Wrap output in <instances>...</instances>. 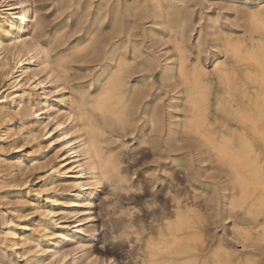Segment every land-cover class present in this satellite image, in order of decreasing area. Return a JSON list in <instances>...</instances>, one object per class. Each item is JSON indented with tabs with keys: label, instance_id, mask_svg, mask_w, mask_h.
Wrapping results in <instances>:
<instances>
[{
	"label": "bare ground",
	"instance_id": "6f19581e",
	"mask_svg": "<svg viewBox=\"0 0 264 264\" xmlns=\"http://www.w3.org/2000/svg\"><path fill=\"white\" fill-rule=\"evenodd\" d=\"M256 1L246 15L239 8H232L234 24L241 26L240 33L223 28L217 19L210 20V35L214 37L212 41H220L217 46L222 49V57L213 53L208 69L199 62V56L209 50L199 36L194 42L196 60L187 66L192 24L182 10L189 0H65L64 7L70 13L87 21L78 37H72L62 28L44 31L38 9L29 0H0V82H5L0 86L3 87L0 90V184L17 189V200L30 195L28 177L20 176L40 167L35 156L24 169L22 160L12 158L22 150L11 144L14 135L36 138L34 129L23 131L26 121L22 112L26 107L32 111L35 103L30 89L43 91L47 78L53 81L56 73L60 81L58 90L65 96L68 90L61 85L68 75V63L76 57L91 56L89 62L93 68L92 78L78 88V95L65 101L67 109L61 117L58 113L45 114L49 106L46 95L39 112L44 117L45 129L52 121L58 131L55 141L59 142L58 152H61L59 166H50L47 179L54 172L65 174L75 188L69 193L74 197L69 202L71 211L61 210L74 215V230L68 235L65 228L68 225L61 222L55 223V230H50L49 221L54 220L56 208L34 202L30 211L25 212L18 203L11 211L12 216L2 211L3 258H8L7 252H16L22 259L20 264H55L69 255L62 250V242H69L74 251L85 247L95 237L89 234L95 230L93 214L89 213L92 198L97 190L106 187L108 196L100 202L106 235L118 238L111 242L114 248L125 245L131 249L135 244L140 251L128 264H264V0ZM132 18L149 19L150 35L156 38L163 36L166 29L176 62H170V57L162 62L151 56L144 45V29L136 28ZM197 31L201 32L199 28ZM140 36V40L135 39ZM155 70H159L157 85ZM39 71H45L46 78H41ZM175 76L184 86L183 94L174 91L176 94L168 103V88L164 85ZM5 91L8 93L2 94ZM179 99L182 114L174 128L169 116L175 115L169 107L179 108ZM17 116L19 124L15 130L12 122ZM69 119L71 123L67 126L65 122ZM142 119L140 139L145 149L168 152L185 148L183 169L187 180L184 189L168 184L164 191L167 205L161 209L160 221H155L152 230L145 234L135 225L134 207L128 203L120 210L108 207L112 200L109 195L132 199L139 192L109 142L110 137L124 134L134 121ZM44 134L48 138L51 131ZM4 144L11 148L8 157L3 154ZM198 151L206 154L204 160L209 159L213 168L223 173V187L219 186V180L199 177L196 180L190 176L189 163ZM5 173L13 176L4 179ZM46 181L38 189L37 197L44 191L55 190L57 184ZM89 184L94 189L85 192ZM83 193L85 200L79 199ZM215 197H223V204L219 200L210 204ZM45 199L47 203L60 202L49 195ZM221 205L225 208L223 214L219 212ZM36 214L40 220L35 226L24 222L34 221L32 215ZM121 216L129 217L121 220ZM117 219L122 221L124 229L114 235L111 227ZM219 224L223 229L218 232ZM25 230L31 233L22 235ZM35 231L40 239L35 237ZM42 241L49 246H42ZM85 260L90 264L108 261L93 252ZM12 261L6 264H15Z\"/></svg>",
	"mask_w": 264,
	"mask_h": 264
},
{
	"label": "rangeland",
	"instance_id": "374dc122",
	"mask_svg": "<svg viewBox=\"0 0 264 264\" xmlns=\"http://www.w3.org/2000/svg\"><path fill=\"white\" fill-rule=\"evenodd\" d=\"M64 1L65 0H29V3L31 2L32 6L37 7L38 14L42 20L44 31H49L53 28H62L65 29L72 37L81 36L82 30L85 28L87 21L83 18L79 19L78 16H74L75 14H72V12L70 13L69 8L64 7ZM256 2V0H189L188 6H186L182 10V13L185 15L186 19L192 24V30L190 32L191 35L189 36L190 41L188 43V50H190V55L188 58L187 66L190 67L196 60L195 54L197 49L195 48L194 42L195 39L199 36L200 39L203 40L206 48L209 49L208 52L202 53L199 56V62L206 68L211 69L213 53H217L218 57H222V53L220 52L222 49L217 46L220 43L219 40L212 41L214 37L210 35L212 31L208 26L210 24V20L217 19L223 25V28L228 30L233 29L235 31L238 30L237 32L240 33L242 32L241 26H236L234 24V19L232 18L234 16L233 7L239 8L240 12L246 15V11H248L250 8L255 7ZM132 22L133 25L136 26V28L140 29V27H143L145 39L144 45L147 47V50L149 51V54L151 56L154 55L162 62L166 57H170V62H176V52L173 49L172 42L168 39V32L166 29H163L162 31L164 33L163 36L156 38L155 36L150 35L149 27L151 26V22L149 19L137 20V18H132ZM27 23H29V21ZM193 27L195 28L193 29ZM198 28L201 31L200 33L197 31ZM140 38L141 36L136 37L135 39L140 40ZM39 40L42 43H45L43 37H39ZM214 44L216 46L214 48H211L210 46ZM91 58V56L76 57L68 63V75L66 77L67 82L66 80H64L65 82H62L61 85L68 90L67 95H62V91L58 90L60 86L57 85L60 83V81L56 79V73L53 76V81L51 77L47 78L43 91L39 90V92L35 88L30 89V96L35 97V103L32 107V111H37L35 113H31L32 111H30L26 107V110L22 112V116H24L26 121L23 131L25 132L26 130L34 129L36 138H26V140L22 135H14V139L11 144L14 146H20L22 150L15 153L12 158L14 160H22L21 168L24 169L29 160L35 156L38 160V163H40V167L37 166L33 169H29L22 176H20V178H24L25 176L28 177V181L30 182V195L22 196L20 200L16 199L17 189L15 190L14 188L7 186L6 184H0V230L3 226L2 211H6L7 214L12 216L11 211L16 208V205L18 203H21L25 208V212H29L31 205L34 202H40L45 207L57 209L54 220L49 221V227L51 231L56 229L55 223L58 222H61L66 226L68 225V227H65L69 230L68 235H71L72 230H74V227H72L74 224L73 220H75L74 215L72 213L71 215H67L61 210H64V212L71 211L72 206L69 202L74 197L72 195L70 196L69 193H71V191H74L75 188L68 183V178L65 174L58 175L56 172H54L47 179V175H49L51 172L50 166H59L58 162L61 157V152H58L59 142L55 141L58 131L54 129V126H52V121L48 124L47 129H45L44 117L42 115H39V112L41 107L43 106L42 101L45 100L46 95L47 99L49 100V106L47 107L45 114L54 115L58 113V117H61V113L63 112V110L67 109L65 101H68V97H76L78 95V88L85 86L87 81L92 78L93 68L92 66H90L89 62ZM39 72L41 78H46L45 71ZM173 73L176 74L175 71H173ZM154 80L156 85L160 84L159 70L154 71ZM4 83L5 82H0V86H3ZM164 86L168 88V92L166 95V102L168 103L171 102V97L173 96L174 91L176 93L179 91L180 96H182L183 94L184 86L178 83V79L176 78V76L167 80ZM2 89L3 87L0 88V90ZM7 93L8 91H5L2 94L6 95ZM177 103L180 105L179 108L174 109L173 107H169V111L173 115H175L169 116L170 123L174 128H176L181 119L180 117H178L179 114H182V105L180 104V99ZM70 123L71 119L67 120L65 122V125L68 126ZM18 124L19 118L17 116L14 117L12 127H14V129L16 130ZM132 124L133 125L130 127V129L127 132H124V134L119 133L110 137L111 140L109 142V147L115 148L116 152L120 156V160L122 161V166L126 169V172L128 171L127 174L129 177L131 176L130 179H132L133 183H136L135 186L138 188L139 192L135 194V198L132 199H128L120 194L118 196L112 195V197L109 195L112 200L108 207L109 209L114 208L120 210L125 207L126 203H128L130 207H134L135 209H132V211L134 210L132 212V217L135 219V225L142 232V234H145V232L152 230V225L155 221H160L161 209L167 205V197L164 196V191L167 188L168 184L171 183L178 189L186 188L185 185L187 184V180L185 178V171L183 169L184 163L186 162V158L184 156L185 148H174L172 150H169L168 152L159 151L158 148L153 150L145 149L144 144L141 143L140 139L142 128L144 125L143 119L136 120ZM48 130L51 131V136L47 138V135H45L44 133H46ZM108 136L109 135L106 136V139L109 138ZM3 146L4 157H8L11 153V148L9 149V146H6V144H4ZM205 157L206 154L202 153L201 151H198L197 154L194 155L193 159L189 163L188 168L190 176H192V178H195L196 180H198L199 178L203 180H219V186L223 187L225 182L223 173L218 169L215 170L209 159L204 160ZM133 158L137 159H134V161H132ZM127 160L130 161L128 162ZM175 173L178 175H175ZM12 176L13 174L8 175L7 173H5L3 178L8 179ZM44 181H53L54 184H57L56 188L52 191H44L41 193L42 195L40 197H37L38 189L43 186V184L45 183ZM201 185V187L204 186L203 184ZM197 186H200V184H197ZM92 189H94V185L89 184L88 186H86L84 191L89 192V190ZM108 193L109 190L106 189V187H101L99 190H97L96 194L92 198L93 205L89 213L93 214L92 223L95 230L91 231L89 234L94 235L95 237L90 241V243L84 245L85 247H82L75 251L71 250L69 242H62V250L64 252H67L69 255L64 261L56 260L54 262L55 264H90L89 261L87 262L85 260L89 252L98 254L99 257H104L106 261L108 260L106 264H128V262H131L132 259L138 256L140 251L137 249V245L134 244L131 249H129V247L125 245L122 247L114 248V243L112 244L111 242H113V240H118V238L113 239L111 235H106L108 234V232L105 226H102L104 211L100 206V202H102L103 197L108 196ZM48 195L56 198L60 202L47 203L45 197ZM23 198H25L26 200ZM79 199L85 200L86 195L83 193V195ZM218 200L223 204V197L219 199L215 197V200H210L209 203L214 205L218 203ZM219 209L220 214H223L225 210L223 205H221ZM80 216L85 217L86 214H80ZM127 217L129 216H121L120 219L126 220ZM32 219L34 221L24 220V222L28 223L32 227L33 225L35 226V224L40 220L37 214L32 215ZM121 220L117 219L112 222L111 231L114 235L119 234V232L124 229V225L122 224ZM120 226H122V228ZM221 229H223V225L219 224L217 227V231L219 232ZM29 233H31L30 230L21 232L22 235ZM35 235V237H38V239H40L36 231ZM118 242L119 241H116L115 243L118 244ZM132 243H134V241H132ZM47 244V242L42 241V246H49ZM6 254H9L8 258H3L5 254L0 251V264H6L8 261H12V259V262L15 264L22 263V259L19 258V253L7 252ZM49 260L52 261L51 258H49Z\"/></svg>",
	"mask_w": 264,
	"mask_h": 264
}]
</instances>
